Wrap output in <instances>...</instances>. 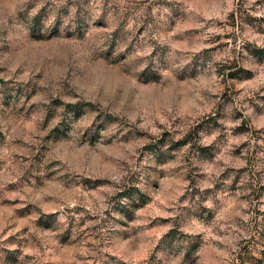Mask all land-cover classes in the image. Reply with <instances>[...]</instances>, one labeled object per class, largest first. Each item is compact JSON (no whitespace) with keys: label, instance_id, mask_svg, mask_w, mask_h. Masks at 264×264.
<instances>
[{"label":"rangeland","instance_id":"obj_1","mask_svg":"<svg viewBox=\"0 0 264 264\" xmlns=\"http://www.w3.org/2000/svg\"><path fill=\"white\" fill-rule=\"evenodd\" d=\"M0 264H264V0H0Z\"/></svg>","mask_w":264,"mask_h":264},{"label":"trees","instance_id":"obj_2","mask_svg":"<svg viewBox=\"0 0 264 264\" xmlns=\"http://www.w3.org/2000/svg\"><path fill=\"white\" fill-rule=\"evenodd\" d=\"M86 105L91 106V104L87 103Z\"/></svg>","mask_w":264,"mask_h":264}]
</instances>
